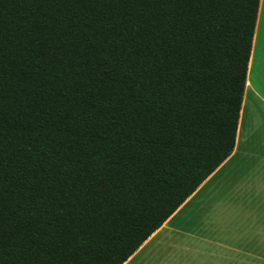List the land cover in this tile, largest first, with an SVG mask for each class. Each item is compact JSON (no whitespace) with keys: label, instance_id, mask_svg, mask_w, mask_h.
Masks as SVG:
<instances>
[{"label":"trees","instance_id":"16d2710c","mask_svg":"<svg viewBox=\"0 0 264 264\" xmlns=\"http://www.w3.org/2000/svg\"><path fill=\"white\" fill-rule=\"evenodd\" d=\"M261 0H0V264H124L233 153Z\"/></svg>","mask_w":264,"mask_h":264},{"label":"crops","instance_id":"0c3cea01","mask_svg":"<svg viewBox=\"0 0 264 264\" xmlns=\"http://www.w3.org/2000/svg\"><path fill=\"white\" fill-rule=\"evenodd\" d=\"M263 53L252 49L246 82L257 111ZM244 109L230 157L124 264H264V140L239 136Z\"/></svg>","mask_w":264,"mask_h":264},{"label":"rangeland","instance_id":"374dc122","mask_svg":"<svg viewBox=\"0 0 264 264\" xmlns=\"http://www.w3.org/2000/svg\"><path fill=\"white\" fill-rule=\"evenodd\" d=\"M263 4L262 8V14L261 16L258 15V20H257V25H256V30H255V35L256 37L254 38V43L252 49L257 51L260 49V45L264 43V0H261L260 4ZM261 59H263L264 62V53L262 54ZM254 64V61H253ZM257 87H259L260 90H263L261 93L264 96V64H263V69L261 70V76L259 81L256 82ZM251 89L248 88V90H245L246 97L243 101L242 105V110L243 107H245L244 111V119H243V124L239 132V136L241 139L245 136L246 129L249 130V128H252L251 130V135L249 134V140H255L259 139L261 141L264 140V104H260V109L257 111V108L253 103H248V91ZM251 95V94H250ZM251 108V109H250ZM241 110V112H242ZM251 112H253L251 121H248L249 116L251 115ZM257 112V113H256ZM255 114V116H254ZM254 156V155H253Z\"/></svg>","mask_w":264,"mask_h":264}]
</instances>
